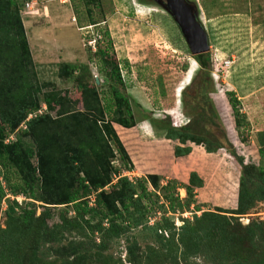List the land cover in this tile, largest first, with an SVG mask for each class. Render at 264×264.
<instances>
[{
  "label": "trees",
  "instance_id": "trees-1",
  "mask_svg": "<svg viewBox=\"0 0 264 264\" xmlns=\"http://www.w3.org/2000/svg\"><path fill=\"white\" fill-rule=\"evenodd\" d=\"M84 2L91 23L95 24L91 6L100 7V0ZM104 32L107 47L98 48L96 54L102 64L110 68L107 72L112 81L109 97L105 101L97 86L88 82L86 78L91 71L87 64L61 62L60 77L69 78L79 71L76 87L83 96L73 99L68 91L45 89L50 83L40 82L36 73L18 1L0 0V175L6 178L11 192L25 193L33 200L24 205L15 200L7 210L6 227H0V264H86L88 259L95 260L96 264L105 263L102 261L106 260L104 251L110 247L112 239L146 223L153 209L165 208V204H158L160 192L175 211L178 204H182L179 187L187 192L182 206L189 208L196 189L204 185V179L195 170L190 172L188 182L171 179L163 185L162 175L157 173L136 181L119 174L114 181L113 161L118 155L128 166L127 170L133 167L114 123L127 128L136 126L133 105L140 107V104L124 92L125 81L112 55V39L107 29ZM194 57L200 69L209 74L212 67L209 52ZM207 77L208 83H212ZM226 94L235 123L239 125L246 117L238 107L241 101L233 90H227ZM186 97L187 91L183 90L181 100L185 108ZM43 104L47 106L46 111L26 121L19 139L7 142L10 133L22 127L28 115ZM209 106L208 120L217 126L219 122L224 125L214 101H210ZM144 116L166 139L177 141L173 147L176 157L189 155L193 151L190 143L202 145L209 153L223 148L237 158L241 173L236 208L203 210L199 215L197 211L201 209L196 206L194 216L184 218L180 226L162 216L152 225L160 247L147 244L141 249L136 238L131 237L126 245L128 261L157 264L154 259L164 254L165 261L179 264L180 257L187 264L191 256L206 247L217 264H256L259 261L264 264V253L255 254L261 245L254 243L259 235L264 237V223L253 222L244 227L237 221L239 214L248 213L257 202H264V130L258 132L259 163H248L237 154L224 126L223 136L218 137L197 119L178 126L170 116L156 117L153 113ZM10 173L16 175L15 181L9 178ZM4 192L0 180V200ZM37 201L44 203L39 214ZM69 205L75 215L68 216L69 211L65 210L61 220L50 225L52 209ZM66 232L73 236L63 244L62 252H58L65 258L44 260L40 256L44 241L57 233L64 237ZM96 232L101 233L99 243L94 237ZM242 243L248 245L239 248Z\"/></svg>",
  "mask_w": 264,
  "mask_h": 264
},
{
  "label": "rangeland",
  "instance_id": "rangeland-1",
  "mask_svg": "<svg viewBox=\"0 0 264 264\" xmlns=\"http://www.w3.org/2000/svg\"><path fill=\"white\" fill-rule=\"evenodd\" d=\"M17 1L40 82L50 83L45 89L68 91L73 99L83 96L76 87L79 71L72 77L62 78L58 75L61 62L87 64L91 74L86 79L97 86L105 101L108 99L112 83L107 74L110 68L102 64L96 51L107 47L104 31H109L113 42L112 55L118 61L125 81L123 90L140 104V107L133 105L138 121L136 126L127 128L114 123L133 166L127 170L128 166L118 155L113 161L114 181L119 174L136 181L147 174L157 173L162 175L163 185L171 179L188 182L193 170L204 179L203 187L196 189L194 202L189 208L182 206L187 198L185 189H178L182 204H178L175 211L170 209L160 192L158 204H165V208L153 209L146 223L112 239L110 247L104 251L106 260L102 259L105 262L102 264H132L126 254V245L131 237L136 238L141 249H145L147 244L160 247L152 225L162 216L180 226L184 218L194 216L196 206L201 209L197 211L199 215L203 210L236 208L241 173L237 158L226 149L209 153L202 145L193 143H190L193 151L189 155L176 157L173 147L177 141L166 139L144 114L170 116L173 124L178 126L189 119H197L205 123L204 128L208 132L218 137L223 136L224 126L237 154L248 163H259L258 132L264 130V0H189L198 11L199 21L208 35L207 52L212 61L209 74L200 69L173 16L155 0H100V7L91 6L95 24L89 19L84 0ZM207 76L212 83H208ZM183 90L187 91L186 108L181 100ZM227 90L235 92L241 101L238 107L246 115L239 125L235 123ZM210 101L217 105L224 125L217 121L220 125L217 126L208 120ZM22 129L19 127L17 132L10 133L9 140L19 139ZM9 176L11 181L16 180L15 174L10 173ZM149 188L153 190L151 185ZM6 194L4 192L0 200L2 228L7 224V210L15 202L11 195ZM91 198L90 203L94 204ZM30 201L33 200L23 201V205ZM36 205L39 214L44 203L37 201ZM65 210L69 211L68 216L75 215L70 205L55 207L49 224L60 221ZM237 221L244 227L253 222L264 223V202H257L248 213L239 214ZM104 224L108 225L106 220ZM70 235L72 233L66 232L63 237L57 233L44 241L40 256L44 260L56 258L62 261L65 257L58 252L61 253L63 244L72 238ZM100 236V232L94 235L97 243ZM263 238L259 235L254 242L261 245L256 250L257 255L264 253ZM247 245L242 243L238 247ZM208 249L203 247L201 253L188 259L187 264H217V259ZM163 256L153 262L173 264L165 261ZM179 262L186 264L180 257ZM86 264H96V261L88 259ZM256 264L263 263L259 261Z\"/></svg>",
  "mask_w": 264,
  "mask_h": 264
},
{
  "label": "water",
  "instance_id": "water-1",
  "mask_svg": "<svg viewBox=\"0 0 264 264\" xmlns=\"http://www.w3.org/2000/svg\"><path fill=\"white\" fill-rule=\"evenodd\" d=\"M168 12L173 16L195 55L209 50L208 35L199 21L198 11L189 0H168ZM97 82L99 80L97 79Z\"/></svg>",
  "mask_w": 264,
  "mask_h": 264
},
{
  "label": "built area",
  "instance_id": "built-area-1",
  "mask_svg": "<svg viewBox=\"0 0 264 264\" xmlns=\"http://www.w3.org/2000/svg\"><path fill=\"white\" fill-rule=\"evenodd\" d=\"M27 5H28V3H27ZM229 63H230V62H229ZM46 109H47V106H46L45 104H43L42 107H41L39 110L30 113V114L28 115V117L26 118L25 122L22 124V127H23V128H26V121H27V120H29V119L35 117V116L38 115V114L43 113L44 111H46ZM9 139H10V138H8L6 141L9 142V141H10ZM114 175H115V174H114ZM0 180H1V183H2V185H3L4 190L7 192L6 195H7V196H8V195H11V197L14 199V201L16 200V201L18 202V204L22 205V204H23V201H25V200H29V198L27 197V194H25V193L14 194L13 192H8V191H9L8 188H7L8 186H7L6 180L4 179L3 174L0 175ZM91 199H92V202H94V195L92 196ZM90 204H93V203H90Z\"/></svg>",
  "mask_w": 264,
  "mask_h": 264
},
{
  "label": "flooded vegetation",
  "instance_id": "flooded-vegetation-1",
  "mask_svg": "<svg viewBox=\"0 0 264 264\" xmlns=\"http://www.w3.org/2000/svg\"><path fill=\"white\" fill-rule=\"evenodd\" d=\"M156 4L160 5L161 7L166 8V5L168 4V0H155Z\"/></svg>",
  "mask_w": 264,
  "mask_h": 264
},
{
  "label": "crops",
  "instance_id": "crops-1",
  "mask_svg": "<svg viewBox=\"0 0 264 264\" xmlns=\"http://www.w3.org/2000/svg\"><path fill=\"white\" fill-rule=\"evenodd\" d=\"M122 126V125H121Z\"/></svg>",
  "mask_w": 264,
  "mask_h": 264
}]
</instances>
